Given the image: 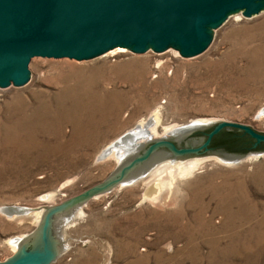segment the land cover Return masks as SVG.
Here are the masks:
<instances>
[{
    "label": "rangeland",
    "instance_id": "obj_1",
    "mask_svg": "<svg viewBox=\"0 0 264 264\" xmlns=\"http://www.w3.org/2000/svg\"><path fill=\"white\" fill-rule=\"evenodd\" d=\"M211 29L206 48L190 56L123 47L83 59L33 57L25 82L0 86V207L59 205L101 182L117 163L99 151L155 108L161 125L207 117L264 132V61L258 71L254 63L264 59V9L230 13ZM108 96L125 101L104 118L84 104L85 118L78 99ZM176 185L165 201L144 199L140 182L90 197L59 229L65 248L49 264H264V151L232 165L211 159ZM47 192L51 202L41 201ZM37 225L0 208V261L15 252L8 238Z\"/></svg>",
    "mask_w": 264,
    "mask_h": 264
},
{
    "label": "water",
    "instance_id": "obj_2",
    "mask_svg": "<svg viewBox=\"0 0 264 264\" xmlns=\"http://www.w3.org/2000/svg\"><path fill=\"white\" fill-rule=\"evenodd\" d=\"M263 9L264 0H0V86L25 82L35 56L83 59L117 46L195 55L212 40L211 28L228 14L241 10L251 16ZM167 134L142 142L127 138L116 146L123 153L114 170L59 205L41 206L45 210L39 224L17 239V250L0 264L54 261L65 248L59 229L74 208L144 175L159 161L216 155L234 162L264 151V132L236 121L192 122ZM5 209L11 214L32 210L13 205Z\"/></svg>",
    "mask_w": 264,
    "mask_h": 264
},
{
    "label": "bare ground",
    "instance_id": "obj_3",
    "mask_svg": "<svg viewBox=\"0 0 264 264\" xmlns=\"http://www.w3.org/2000/svg\"><path fill=\"white\" fill-rule=\"evenodd\" d=\"M124 50L125 49L123 47H120L119 46V47H116V48L111 49L110 51H107V54H109V53H116L118 51L120 52V51H124ZM263 61H264L263 57H261L258 60H254V63L258 65L257 71H258V68H259L261 62H263ZM79 91H80V89H79ZM78 101L82 105L81 112L82 113H85L86 114L85 115V118H87V119L89 118V121H90V120H92V117L90 115L91 112H93V111H100L101 112L100 118H104V117H106L104 115L105 112H108V110L110 112L111 111L118 110V108L121 105H123V103H124L125 100L121 99V100L116 101V100H113V98H111V96H108V97H105V98L104 97H101V98L97 99V101H95V102H92V101L91 102H89V101H85L84 102V100L82 101L81 99H78ZM84 104L87 105L88 107H90V109H88V111L89 110L91 111L90 113L85 110L86 108L83 110ZM75 106H77V105H75ZM91 106H92V108H91ZM66 109L69 112H74V110L72 111L71 110L72 108L70 109V107L68 108V106H67ZM48 110H49V108H48ZM56 111H57V109L54 112L57 113ZM260 113L261 114H264L261 111H260ZM78 114H80V113H77L76 112V119L79 120L80 117L78 116ZM58 116H59V113H58ZM81 116H82V114H81ZM259 116H261V115H259ZM72 117H74V116H72ZM59 119H61V118H59ZM210 121H211V119L210 118H207V117H200V118L197 117V119L196 118L194 120H191L190 119V121H188V122H186L184 124H188V123H192V122L209 123ZM40 122H41V120H40ZM43 122L44 121L42 120V123ZM44 124H46V123H44ZM184 124L183 123L182 124H178V123L173 122V123H167V124L161 125L160 124V117H159V110L157 108H155L146 117H141L137 121V123L135 124V126H133L132 128H129L126 131H124L118 137H116L115 139L111 140L108 144H106L99 151V153L97 154L98 155V159H102V158L103 159L113 158V159H115V161L117 163L118 160H119V158H120V156H121V154L123 153V149L121 147H116V146L125 144L127 138L134 137L136 142H142V141L147 140L148 138H158V137H162L163 135L169 136V134H167V132H169L172 128H175V127H178V126H181V125H184ZM43 125H41V127ZM160 125L162 126L161 127V131H159L157 129L158 126H160ZM37 126H39V125H37ZM88 127H91V126H88ZM45 129H47V128L44 127L43 130L45 131ZM35 131H37V130H35ZM86 133L88 135L91 134L92 136H95L94 135L95 134L94 132H90L89 133V131H87ZM29 135H31V134H29ZM30 138H31V136H30ZM25 140H28V139H25ZM28 145L30 146V144H28ZM261 155H262V152L261 153H248V154L244 155L243 157L238 158V160L237 161H234V162L224 161V160H222L221 158H219L216 155H210V156L207 155V156H201V157H191V158H186L183 161H181V160H175V161H172V162H170L168 159H165V160H162V161H159L158 163H156L144 175H142V176H140L138 178H135L134 180L130 181L129 183L128 182H126V183H119L117 185V187L120 188V187H123V186H126V185H131V184H135V183L140 182L141 185H144V191L142 193L144 199H148V200H151L153 202L165 201V200H168L169 197L172 195V193L175 191V188L177 186L176 185V180L178 178H180V177L181 178L182 177L184 178V177H187V176L191 175L192 172L197 167H199L200 165H202L203 163H206L207 161H209L211 159H214L216 161L222 162V163L227 164V165H232V164H237V163L242 162V161L247 160V159H256V158L260 157ZM68 181L69 180H66V181L62 182L58 186L57 189H60L63 186H65L66 184H68ZM217 191L218 190L214 189V192H217ZM54 194H55V192H47V193L41 194L39 196V199L41 201H43V202H49V201L51 202L52 197L54 196ZM96 195H99V194H96ZM222 201L223 202H227V203L230 204V201L231 200H230V197L229 196H224L222 198ZM8 206H11V205H8ZM13 206H15V205H13ZM41 206L42 205L37 206V207H26V206H19L18 205V206H15L16 207V210L20 209L21 207L24 208V209H26V208L32 209V208H38V207H40V208L39 209L26 210V211H24L22 213H13V214H11L9 210H6L5 209V207H7L6 205L5 206H2L0 208H1V212L5 213L7 216H9V218H14L15 217L19 221H21V220H23L24 216H28L29 215V216H31L32 222H34L35 224H39L41 213L45 210V208L44 207H41ZM48 206H51V205H48ZM83 213H84V211H83V206L82 205H79L76 208H74L72 210V215L66 221L63 222L61 228L64 229L65 226H68V225L73 224L75 222V220L78 219V218H80V216ZM24 234H26V233H24ZM19 235L18 236H14V237L11 236L10 238H8L6 240V242L8 243V245L10 246V248L13 251H16L17 250V247H16V244L18 242L17 239L18 238H22L24 236V235H21V236H19ZM61 240H62V238H61ZM61 244L63 246H65V244H64L63 241H61Z\"/></svg>",
    "mask_w": 264,
    "mask_h": 264
},
{
    "label": "trees",
    "instance_id": "obj_4",
    "mask_svg": "<svg viewBox=\"0 0 264 264\" xmlns=\"http://www.w3.org/2000/svg\"><path fill=\"white\" fill-rule=\"evenodd\" d=\"M214 137H215V136H213L212 141L214 140Z\"/></svg>",
    "mask_w": 264,
    "mask_h": 264
},
{
    "label": "flooded vegetation",
    "instance_id": "obj_5",
    "mask_svg": "<svg viewBox=\"0 0 264 264\" xmlns=\"http://www.w3.org/2000/svg\"><path fill=\"white\" fill-rule=\"evenodd\" d=\"M215 136V135H214ZM212 141V140H211Z\"/></svg>",
    "mask_w": 264,
    "mask_h": 264
}]
</instances>
